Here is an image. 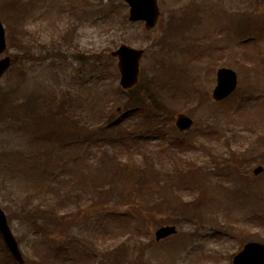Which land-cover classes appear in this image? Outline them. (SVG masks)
Masks as SVG:
<instances>
[{
    "label": "rangeland",
    "instance_id": "1",
    "mask_svg": "<svg viewBox=\"0 0 264 264\" xmlns=\"http://www.w3.org/2000/svg\"><path fill=\"white\" fill-rule=\"evenodd\" d=\"M32 1L36 5L39 4L37 0ZM47 1L40 4V8L44 6L43 10L34 9V12H37L33 13L35 18L28 22L32 30L45 26L49 17L56 19L55 11L46 14ZM197 4L201 6V11L191 12ZM66 5V10L70 6V13L66 11L65 14H59L57 19L61 21L62 17L64 18L59 25L62 30L69 23L77 24L72 44L61 45L59 42L57 46V42H53V39H57V36H53L55 34L43 33L45 38H51L48 46H54L53 50H48L44 56L45 60L23 62V67V64L18 62L0 82L1 102L4 104L0 107V207L7 216L13 213L10 227L19 240L26 262L33 264L36 258L49 252L51 264H230L229 255L240 249L236 238L223 234L222 226L220 228L218 225L208 224H215L209 221L216 220L212 218L207 221L206 214H218L220 220H227L226 225L240 220L252 229H260L261 240H264V222L260 223L264 220V157L258 162L236 166L247 175L249 186L242 190L237 187V192L235 185L231 183L232 180L219 177L216 172L206 173L209 181L203 185L204 196L199 199L198 209L195 206L191 211L194 213L193 221H188L181 214L168 209L157 213L137 208V212H130L126 208L116 210L103 200L99 203V198L92 189V185H101L102 180V175H98L102 171L96 159L99 149L95 144H83L85 133L80 129L83 125H88L92 130L99 128L97 125L101 127L102 123H97L102 120L100 121V116L97 115L104 108H107L108 114L114 116V121L125 114L124 108L120 107V94L115 95V99L110 97L109 91L118 87L119 75L115 61L110 60L108 55L120 44H128L146 50L140 64L146 78L157 75L158 81H166L167 86L179 85L181 80L180 85L184 87L189 85L187 75H197V85L202 91L206 90L208 98L215 86V70L218 67L234 64L238 69V90L235 98L217 105L211 101L202 103V108L195 109L191 114L188 109L193 107L198 99H188L181 89H176L177 93L174 95L167 86L162 90L164 102L171 111L158 117L151 114L152 122L147 125L150 126L149 133L143 138L142 144L139 143L150 150L160 144L157 153L159 158L156 160L158 166L162 162L166 163V158L172 155L201 161L204 159V150L208 149L226 152L227 156L233 151L243 153L248 150L250 142L245 137L249 135L245 132L247 130L239 125L242 119L248 118L249 114L254 115L258 108L260 110V105L257 107V104L251 103L249 106L254 109H244L242 102L237 99L253 94L263 96L264 72L260 83H255L250 77L249 65L236 61L235 56L228 58L227 49L228 52L231 49L248 54L255 53L254 49L264 47V23H261L264 21V0H158L160 15L151 31H146L143 23L128 22V8L121 0H69ZM202 8L206 9L207 15L201 18L204 15ZM223 8L232 9L235 13L253 9V16L246 25V28H250L247 32L250 36L242 41L238 48L237 41H234L236 37L230 40V33L224 29V24L225 28L227 24L223 18ZM111 10L113 13H110ZM217 11L221 12L220 18ZM38 13H41L40 17H37ZM171 14L185 19L196 14V20L200 19L199 24H191V32H186L187 28L182 27L183 32L187 36L200 33L198 38H194V50L197 52L210 50L212 47L217 49V52L209 53L205 58L196 56L186 65L190 55L189 51L186 54L187 47L183 45L187 42L179 41L178 44L182 43L179 50L168 49L167 46L161 49L163 45L156 43L152 46L153 42L162 38L161 29L164 32L167 30ZM1 19L7 27L2 16ZM180 32L174 31L171 38L166 37V41L176 44L180 40ZM227 34L229 36H226ZM221 45L224 52H221ZM57 48L65 58L58 56ZM8 53L13 55L14 51L10 49ZM74 55L83 56L85 63L73 57ZM236 56L238 58V55ZM183 60L186 62L181 63ZM173 62L186 66L181 67L179 71V66H173L174 69L170 66ZM178 71H185V75L179 78ZM185 77L187 79H184ZM18 85L20 88L16 89ZM10 86L15 89L8 88ZM157 86L156 84L154 87L158 88ZM3 88L6 90H2ZM48 88L53 92L48 94ZM8 91H15L13 97ZM24 91L36 93L28 99V113L26 111L25 116L22 113L20 120H2L5 113L3 107L6 104H24L28 96ZM106 95L107 101L104 103ZM31 111H34L33 115L36 116L49 111L56 121L49 123L46 120L35 124L26 118ZM179 113L189 115L194 124H197L187 133L175 135L174 120ZM208 116L213 117L211 122L207 121ZM123 119L121 126L126 127L129 133L138 130L133 128L137 125L135 115L124 116ZM74 121H77L76 131L73 127L76 123ZM210 124L211 126L207 127ZM205 126L207 128H204ZM258 126L251 127L248 132L258 130L262 134ZM146 128V124L141 125L139 130L142 133ZM240 130L241 136H237L236 133ZM76 136L81 142L77 146L73 143L64 149L59 148L62 142ZM117 138L115 145L120 146L122 142L120 137ZM227 146L231 147L229 152ZM8 152L16 155L8 158ZM125 153L126 151L124 155ZM150 157L153 158L152 155ZM62 161H65V171L60 164ZM232 164L235 165L234 161ZM257 166H261L263 171L254 175L253 169ZM214 180L224 181L225 187L214 185ZM184 195L187 199L194 200L199 198L201 193L198 195L196 190H186ZM73 196L76 198L73 199ZM73 200H78L76 204L79 206L75 213L73 210L76 204L72 203ZM60 202H63L61 214L64 213V217L56 226H52L50 222L43 225L46 235L42 232L35 235L33 228L22 224L19 219L22 203L26 206L41 203L49 207ZM171 225L176 227L177 233L164 240L155 241L156 230ZM217 226L221 231H217Z\"/></svg>",
    "mask_w": 264,
    "mask_h": 264
},
{
    "label": "trees",
    "instance_id": "2",
    "mask_svg": "<svg viewBox=\"0 0 264 264\" xmlns=\"http://www.w3.org/2000/svg\"><path fill=\"white\" fill-rule=\"evenodd\" d=\"M10 4L13 5V2ZM0 11H2L1 7ZM24 36H26V33L22 34L20 38ZM31 42L29 41L26 45L29 49H33L34 46L33 42V45L30 44ZM149 100L151 103L156 102L153 95H151V98L149 97ZM14 109L15 106L13 105L4 106V111L7 116H12ZM257 116L260 119H264V114ZM107 140L110 142L109 139ZM260 142V146L264 147V141ZM115 153L108 154L103 150L98 160V165L102 171L100 173L102 175L101 185H92V187L96 191H99L98 197L101 200L111 202L116 207H138L141 210H149L157 213L168 209L170 211H179L182 214L187 213L192 205L183 201L182 197H180L179 188L196 184V187L200 191L203 190L200 185L202 178H206L203 171L204 168L197 167L192 161L176 160L173 163V170L171 172H168L164 167H162L163 172H161L157 170L156 157L152 161H149L146 160L144 155L145 161H139L130 157L126 162H120L117 156L118 154ZM211 163L219 167L218 158L216 160L213 159ZM205 167L207 168L208 166L206 165ZM185 170L187 171L185 172ZM232 170L235 171V169ZM239 178L241 179L242 176H239ZM119 186H121L120 189L118 188ZM105 187L107 189H104ZM75 198L76 196H73V199ZM77 201L73 200L72 203L76 204ZM58 205H63V202L59 204L55 203L46 209L40 205L30 209L23 208L25 212L20 215V218L24 223H35V221L41 218L43 225L50 222L52 226H56L61 222L57 213L60 211L59 208L57 210ZM132 211L137 212V210ZM242 239L244 241L250 240L252 239V234L246 233L244 230Z\"/></svg>",
    "mask_w": 264,
    "mask_h": 264
},
{
    "label": "water",
    "instance_id": "3",
    "mask_svg": "<svg viewBox=\"0 0 264 264\" xmlns=\"http://www.w3.org/2000/svg\"><path fill=\"white\" fill-rule=\"evenodd\" d=\"M130 6V19L132 21L145 19L146 27L152 28L157 18L156 0H126ZM5 51L4 31L0 24V54ZM118 57V67L121 73V85L124 88H130L138 81V62L142 55L141 51H135L122 46L114 53ZM9 67V59L0 60V77ZM217 86L213 91V98L221 100L228 96L236 86V75L230 70H219L217 73ZM177 126L181 130H187L192 121L183 115H179ZM261 168L256 169L255 174L259 173ZM0 233L11 255L18 264H23L22 256L18 250V245L13 238L6 217L0 210ZM175 233L173 227H164L156 232V240L159 241ZM233 264H264V246L258 244H247L244 249L234 257Z\"/></svg>",
    "mask_w": 264,
    "mask_h": 264
}]
</instances>
